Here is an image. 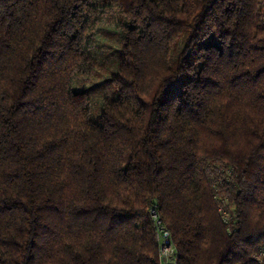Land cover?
<instances>
[{"label":"trees","instance_id":"1","mask_svg":"<svg viewBox=\"0 0 264 264\" xmlns=\"http://www.w3.org/2000/svg\"><path fill=\"white\" fill-rule=\"evenodd\" d=\"M152 209L177 264H264V0H0V264H159Z\"/></svg>","mask_w":264,"mask_h":264},{"label":"rangeland","instance_id":"2","mask_svg":"<svg viewBox=\"0 0 264 264\" xmlns=\"http://www.w3.org/2000/svg\"><path fill=\"white\" fill-rule=\"evenodd\" d=\"M123 19L120 14H107L102 18L98 30L92 38V46L89 52L101 61H111L113 69L109 72L94 76L90 80H76L73 83L75 92H84L89 97L90 119L98 122L100 110L105 100H115L117 89L112 81L116 67L120 62L121 52L119 43L120 25ZM182 38L178 41L177 49L181 48ZM207 43L219 45L216 37L211 35L206 39ZM173 58H171V61ZM179 85L175 84L169 89L172 94L179 93Z\"/></svg>","mask_w":264,"mask_h":264},{"label":"built area","instance_id":"3","mask_svg":"<svg viewBox=\"0 0 264 264\" xmlns=\"http://www.w3.org/2000/svg\"><path fill=\"white\" fill-rule=\"evenodd\" d=\"M151 214L156 228L155 239L159 247V264H177L176 247L172 242L169 231L161 226L155 209H152Z\"/></svg>","mask_w":264,"mask_h":264}]
</instances>
